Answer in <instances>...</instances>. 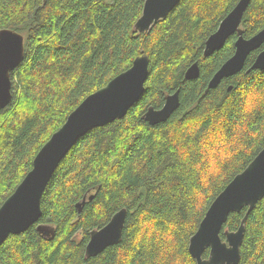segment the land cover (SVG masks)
<instances>
[{"label":"trees","instance_id":"obj_1","mask_svg":"<svg viewBox=\"0 0 264 264\" xmlns=\"http://www.w3.org/2000/svg\"><path fill=\"white\" fill-rule=\"evenodd\" d=\"M238 1L181 0L139 33L146 0H0V30L25 36L24 60L11 72L13 99L0 109V207L87 96L141 54L150 59L139 101L75 143L44 191L38 223L6 239L0 264H197L191 237L214 199L264 148V70H249L260 49L206 91L238 35L206 57L205 43ZM241 28L245 37L264 28V0L250 1ZM195 62L200 75L187 79ZM178 89L180 106L168 120L143 119ZM122 208L121 241L88 257L91 231ZM246 212L229 215L224 240ZM238 264H264V197L245 222Z\"/></svg>","mask_w":264,"mask_h":264},{"label":"water","instance_id":"obj_2","mask_svg":"<svg viewBox=\"0 0 264 264\" xmlns=\"http://www.w3.org/2000/svg\"><path fill=\"white\" fill-rule=\"evenodd\" d=\"M180 1L146 0L143 13L135 23V30L139 33L150 31L160 20L167 17ZM250 1L239 0L224 17L217 31L211 34L205 43L204 55L210 56L224 46L228 37L238 34L234 54L213 75L206 91L217 87L224 78L240 72L248 56L264 44V28L252 37H245L240 28ZM0 36H3V44L0 47V109H4L13 99L11 72L24 60L25 36L11 28L1 30ZM149 62V57L143 53L134 60L130 68L87 96L41 147L34 159L33 168L0 207V247L10 235L21 234L40 219L44 191L59 163L73 145L90 130L126 116L130 108L140 99L145 91ZM251 69L264 70V49L256 56L249 70ZM199 75L200 66L196 62L187 70L186 78L196 79ZM179 106L180 91L176 90L166 96L161 108L150 107L144 118L151 124L164 122ZM263 197L264 148L214 199L198 230L191 237L189 250L197 260V264L240 262L245 222L249 213ZM244 208H247V212L240 227L236 231H226V240H224L221 231L229 215ZM126 219L127 209L122 208L105 226L92 230L86 246L87 256H97L107 247L119 243ZM207 248L210 249V255L203 259V253Z\"/></svg>","mask_w":264,"mask_h":264},{"label":"rangeland","instance_id":"obj_3","mask_svg":"<svg viewBox=\"0 0 264 264\" xmlns=\"http://www.w3.org/2000/svg\"><path fill=\"white\" fill-rule=\"evenodd\" d=\"M238 2H239V1H238ZM236 5H237V4H236ZM236 5H235V6H236ZM235 6H234V7H235ZM234 7H233V8H234ZM245 12H246V11H245ZM244 14H245V13H244ZM243 17H244V16H243ZM222 20H223V19H222ZM242 20H243V19H242ZM241 23H242V22H241ZM240 28H241V24H240ZM241 29H242V28H241ZM262 29H263V28H262ZM242 31H243V29H242ZM258 32H259V31H258ZM258 32H257V33H258ZM19 33H20V32H19ZM21 34H22V33H21ZM236 34H237V33H236ZM243 34H244V33H243ZM237 35H238V34H237ZM209 36H210V35H209ZM263 45H264V44H263ZM263 45H262V46H263ZM204 48H205V47H204ZM142 55H143V54H141L140 56H142ZM147 56H148V55H147ZM195 63H196V62H195ZM193 64H194V63H193ZM193 64H192V65H193ZM192 65H191V66H192ZM191 66H190V67H191ZM251 66H252V65H251ZM251 66H250V67H251ZM188 69H189V68H188ZM188 69H187V70H188ZM187 70H186V72H187ZM185 74H186V73H185ZM178 90H179V89H178ZM93 93H94V92H93ZM91 94H92V93H91ZM147 111H148V110H147ZM147 111H146V112H147ZM146 112H145V114H146ZM145 114H144V116H145ZM144 116H143V119L145 120ZM23 179H24V178H23ZM20 183H21V182H20ZM20 183H19V184H20ZM17 187H18V186H17ZM17 187H16V188H17ZM15 190H16V189H15ZM15 190H14V191H15ZM14 191H13V192H14ZM223 227H224V226H223ZM227 231H229V230H227ZM235 231H236V230H235Z\"/></svg>","mask_w":264,"mask_h":264},{"label":"bare ground","instance_id":"obj_4","mask_svg":"<svg viewBox=\"0 0 264 264\" xmlns=\"http://www.w3.org/2000/svg\"><path fill=\"white\" fill-rule=\"evenodd\" d=\"M1 30H3V29H1ZM1 30H0V31H1ZM148 32H149V31H148ZM255 51H256V50H255ZM149 61H150V59H149ZM222 65H223V64H222ZM244 67H245V66H244ZM218 70H219V69H218ZM218 70H217V71H218ZM209 82H210V81H209ZM208 84H209V83H208ZM138 101H139V100H138ZM10 104H11V103H10ZM134 105H135V104H134ZM8 106H9V105H8ZM123 117H124V116H123ZM66 120H67V119H66ZM114 121H115V120H114ZM112 122H113V121H112ZM87 133H88V132H87ZM87 133H86V134H87ZM53 134H54V133H53ZM73 146H74V145H73ZM70 150H71V149H70ZM70 150H69V151H70ZM61 161H62V160H61ZM60 163H61V162H60ZM60 163H59V164H60ZM41 208H42V199H41ZM126 209H127V208H126ZM239 212H241V211H239ZM38 221H39V220H38ZM38 221H37V223H38ZM224 225H225V224H224ZM29 228H30V227H29ZM29 228H28V229H29ZM26 230H27V229H26ZM26 230H25V231H26ZM207 249H208V248H207ZM204 252H205V251H204ZM203 255H204V253H203ZM209 255H210V253H209ZM208 257H209V256H208ZM208 257H203V259H206V258H208ZM196 261H197V260H196Z\"/></svg>","mask_w":264,"mask_h":264},{"label":"flooded vegetation","instance_id":"obj_5","mask_svg":"<svg viewBox=\"0 0 264 264\" xmlns=\"http://www.w3.org/2000/svg\"><path fill=\"white\" fill-rule=\"evenodd\" d=\"M223 19H224V18H223ZM221 22H222V21H221ZM221 22H220V23H221ZM219 26H220V25H219ZM218 28H219V27H218ZM218 28H217V29H218ZM216 31H217V30H216ZM216 31H215V32H216ZM212 34H213V33H212ZM235 34H236V33H235ZM232 35H234V34H232ZM232 35H231V36H232ZM228 38H229V37H228ZM236 41H237V40H236ZM236 41H235V44H236ZM204 49H205V48H204ZM259 49H260L259 52H261V51L264 49V46H261ZM235 50H236V46H235ZM257 50H258V49H257ZM203 52H204V51H203ZM259 52H258V54H259ZM258 54H257V55H258ZM204 56H205V55H204ZM205 57H206V56H205ZM229 58H230V57H229ZM254 61H255V60H254ZM199 66H200V65H199ZM225 240H226V239H225Z\"/></svg>","mask_w":264,"mask_h":264},{"label":"snow or ice","instance_id":"obj_6","mask_svg":"<svg viewBox=\"0 0 264 264\" xmlns=\"http://www.w3.org/2000/svg\"><path fill=\"white\" fill-rule=\"evenodd\" d=\"M3 44V36H0V47H2Z\"/></svg>","mask_w":264,"mask_h":264}]
</instances>
